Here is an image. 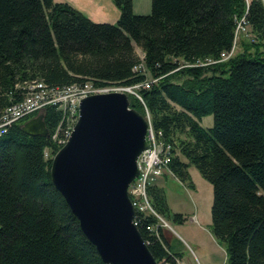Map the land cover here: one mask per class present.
Returning <instances> with one entry per match:
<instances>
[{
  "label": "trees",
  "instance_id": "obj_1",
  "mask_svg": "<svg viewBox=\"0 0 264 264\" xmlns=\"http://www.w3.org/2000/svg\"><path fill=\"white\" fill-rule=\"evenodd\" d=\"M112 1L114 25L54 0H0V112L20 102L32 81L55 90L140 84L146 76L133 71L137 47L158 81L140 91L142 102L128 95L130 108L148 114L170 147L173 178L193 188L192 166L211 185V234L224 245L227 264H264L262 1L151 0L149 15H135L133 0ZM243 17L255 41L219 61ZM206 60L219 62L183 67ZM34 116L0 135V264H104L51 181V159L66 140L63 114L44 108L47 138L22 132ZM206 116L213 117L210 129L199 125ZM148 197L160 218L185 222L171 213L163 188L151 185ZM134 219L157 263L181 261L157 218Z\"/></svg>",
  "mask_w": 264,
  "mask_h": 264
},
{
  "label": "water",
  "instance_id": "obj_2",
  "mask_svg": "<svg viewBox=\"0 0 264 264\" xmlns=\"http://www.w3.org/2000/svg\"><path fill=\"white\" fill-rule=\"evenodd\" d=\"M146 117L130 108L126 93L88 96L79 103L67 142L51 159L53 186L104 264H159L134 225L128 196L147 148ZM21 130L49 136L43 113Z\"/></svg>",
  "mask_w": 264,
  "mask_h": 264
},
{
  "label": "built area",
  "instance_id": "obj_3",
  "mask_svg": "<svg viewBox=\"0 0 264 264\" xmlns=\"http://www.w3.org/2000/svg\"><path fill=\"white\" fill-rule=\"evenodd\" d=\"M246 25L245 17L241 18L237 22L235 34L245 33ZM233 49L232 47L229 52L222 53L219 61L229 59L232 56ZM219 61H197L194 64H186L183 67H204ZM133 71L134 73L146 76V80L130 87H94L92 83L87 82L84 85H72L57 90L50 89L39 81L27 83L24 86L25 94L23 99L16 104L6 107L0 112V135L3 134L8 127L20 120L43 113L44 108L47 106H54L63 114L66 140L60 143L64 145L67 142L71 129L77 121L78 106L82 99L91 95L121 92L131 95L142 102L139 95L140 91L149 90L158 79L150 77L144 64V54L139 57V63L133 68ZM147 76H149L150 79H147ZM147 119L149 123L146 138L147 148L138 159V177L130 184L128 196L133 206L134 213L153 216L160 221L161 218L156 214L150 204L148 188L153 185L157 178L163 176L165 173L170 174L168 169L170 147L165 146L161 141V133L153 130L148 114ZM134 225L136 226L135 219ZM151 231L155 232V228H152ZM177 264H180V261H178Z\"/></svg>",
  "mask_w": 264,
  "mask_h": 264
},
{
  "label": "rangeland",
  "instance_id": "obj_4",
  "mask_svg": "<svg viewBox=\"0 0 264 264\" xmlns=\"http://www.w3.org/2000/svg\"><path fill=\"white\" fill-rule=\"evenodd\" d=\"M105 1L107 2V0ZM246 1L249 2L250 0ZM261 1L264 5V0ZM107 3L110 8L117 10L112 0H108ZM132 4L135 15H149L151 13V0H133ZM104 5L107 11H110V8H107V4L105 3ZM117 13V18L110 16L105 19L102 18L103 20L88 19L94 23L114 25L119 18L118 10ZM245 29V33L235 34L232 56L241 51V45L245 41L252 43L255 41L247 25ZM135 49L138 56H142L140 49L137 47ZM147 79H150V77L147 76ZM199 125L203 129H210L213 125V117H203L199 121ZM188 172L194 186L193 188L187 184L179 183L170 174L166 179H160L157 184L164 189L171 213L182 215L185 222L182 225H178L171 220L168 221L161 218L158 221V225L166 236L167 232L172 233L174 237L173 245L179 246L177 250L182 252L184 257L182 264H227L224 245L219 243L211 234L212 187L200 176L194 167H189Z\"/></svg>",
  "mask_w": 264,
  "mask_h": 264
},
{
  "label": "crops",
  "instance_id": "obj_5",
  "mask_svg": "<svg viewBox=\"0 0 264 264\" xmlns=\"http://www.w3.org/2000/svg\"><path fill=\"white\" fill-rule=\"evenodd\" d=\"M57 3H67L80 11L85 17L91 20H103L102 18H108L110 16L117 18V10L110 8L109 4L105 0H54ZM107 4V8H110V11H107L104 4ZM169 174H164L163 176L157 178L153 185L158 186V181L163 178H167ZM159 187V186H158ZM166 241L172 245L175 249H178L179 246L173 245V235L170 232H167V236L162 233ZM184 257H182L180 264H182Z\"/></svg>",
  "mask_w": 264,
  "mask_h": 264
}]
</instances>
